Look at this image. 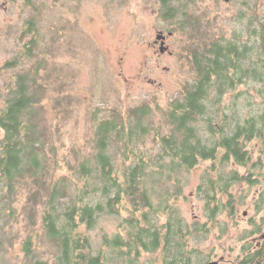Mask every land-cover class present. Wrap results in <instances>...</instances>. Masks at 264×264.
Returning a JSON list of instances; mask_svg holds the SVG:
<instances>
[{
    "label": "rangeland",
    "instance_id": "374dc122",
    "mask_svg": "<svg viewBox=\"0 0 264 264\" xmlns=\"http://www.w3.org/2000/svg\"><path fill=\"white\" fill-rule=\"evenodd\" d=\"M247 1L251 7L244 11V0H195L190 6V13L200 16L202 24L207 19L214 20L210 26L213 30L207 31L205 27V33L200 39L194 31L188 34L180 29L175 30L177 24H169L162 17L160 0H0V113L9 91L17 86L16 75L39 59L36 57L23 60L17 67L5 66L23 52V45L29 37L23 40L20 37L26 30L28 20L34 17L39 23V56L43 58V69L38 81L46 87L37 109L42 118L41 126L52 137L50 143L54 142L55 149L51 152L53 158L57 153L60 159L67 158L75 162L76 166L82 160L95 166L100 123L118 114L121 123L134 125L138 121L137 109H149V114L142 120L143 125L150 129L145 137L146 141L136 142L133 150H125V145L121 143L116 154L113 144L111 150L109 149L118 164V170L113 174L120 178L124 186V166L121 168L124 158L134 159L132 152L142 153L146 158L154 156L159 149V145L150 139L154 129L164 133L171 131V125L166 123L170 103L179 95L182 85L191 83L195 76L191 61L192 51L195 48H207L210 40H219L221 37L231 39L235 34L242 35L246 23V30L249 31L248 23L251 18L253 23L259 22L256 24L258 29H263L264 0ZM243 12L246 13L245 18L241 15ZM161 33L167 36L162 43V38H158ZM162 45L166 47L165 52L161 50ZM248 82L247 84L246 79L237 88L238 93L246 91L250 96L252 105L244 109L247 116L264 110L263 94L260 92L264 83L252 80ZM232 95L233 92H228L224 99L230 102ZM244 98L245 95L242 99ZM3 136L4 130L0 125V138ZM263 139L264 129L260 137L247 143L253 150L251 155L254 159L259 156V150L254 151V148L264 146ZM217 163L212 159L201 160L190 171H181L180 195L168 198L165 205H160V199L154 197L156 209L144 207L139 199L132 201L129 195L121 194L114 210L109 211L106 202H110L116 192L110 197L103 196L100 190L94 194L89 193L84 202L92 205L100 202L103 210L96 213L92 225L80 224L73 232L76 236L79 234L78 237L82 238L84 235L90 239L93 256H98L103 250V236L109 240L121 236L122 240L128 242L127 239L132 238L128 232L132 230L130 224L134 217L141 218L146 212L153 222L157 217L158 225H162L167 220L166 207L173 206L176 214L187 225L184 231L191 232L185 248L191 253V261L195 260V247L201 243L202 247L209 248L216 241L221 243L222 240L225 246L231 244L239 247L243 244L246 227L247 235L256 228L250 225V219L254 218L259 224L264 211L254 210L250 203L252 197L247 196V180L244 178L231 183L227 194L217 190L214 206L216 202H222L224 209L213 221L208 218L207 199L201 193V188L204 186L206 174L212 176V179L217 178L216 173L210 172ZM222 168L220 174L224 178L234 170H238L240 176H247L249 171L247 165H238L233 161ZM259 172L262 171H256ZM57 175H66L73 179L76 177L74 169L71 170L68 166ZM224 178L218 175L217 184L224 183ZM261 178L262 182L257 187L263 188V175ZM165 179L169 180L167 177ZM172 184L173 180L170 179L165 183V188ZM17 190L12 197L14 215L0 218L4 226L0 231V239L3 240L0 244V264H32V259L43 264H56L58 247L47 236L43 226L45 205L30 200L27 185H21ZM229 198L235 206L233 212L225 207ZM63 200L68 202V198ZM158 206L161 208L157 209ZM195 223L206 224L203 239H197V235L193 234ZM222 223L225 226V236L216 239L219 234L216 224L221 226ZM257 228L260 229V226L257 225ZM260 234L258 232L254 236ZM30 236L33 240L30 254L27 255L24 243ZM105 248L106 252L109 250L110 256L103 257L101 264H105L104 260L106 264H131L129 261H121V255L128 252V248L119 247L117 250L111 245ZM124 249L127 251L124 252ZM138 251L123 259L132 258L134 264H165L162 248L145 251L138 246Z\"/></svg>",
    "mask_w": 264,
    "mask_h": 264
},
{
    "label": "trees",
    "instance_id": "16d2710c",
    "mask_svg": "<svg viewBox=\"0 0 264 264\" xmlns=\"http://www.w3.org/2000/svg\"><path fill=\"white\" fill-rule=\"evenodd\" d=\"M248 2L244 0V11L251 7ZM160 3L162 17L169 24L176 23L175 30L180 29L188 34L194 31L200 39L205 33V27L207 31L213 30L210 26L214 20L207 19L205 23L202 18V24L200 16L190 13V6L195 0H160ZM241 15L246 17L245 12ZM257 23L259 22L253 23L251 18L248 23L249 31L246 30V23L242 35L235 34L231 39L221 37L219 40H210L207 48H195L192 51L195 76L191 83L182 85L179 95L170 103L166 123L171 125V131L164 133L154 129L150 139L159 145L154 156L146 158L142 153L132 152L134 159L124 158L121 166H124L123 186L120 178L113 174L118 170V164L109 149L113 144L116 154L121 143L125 145V150H133L136 142L144 143L150 129L143 125L142 120L149 114V109H137L138 121L134 125L121 123L118 114L100 123L95 166L85 160L76 166L75 162L67 158L60 159L57 153L53 158L51 152L55 149L54 142L50 143L52 137L41 126L42 118L37 109V104L46 92L45 85L38 81L43 69V58L39 56L41 34L37 19H29L26 30L20 37V40L29 37L23 45V52L5 65L6 68L17 67L23 60L39 58L34 65L16 75L17 86L9 91L0 113V125L4 130V136L0 138V218L14 215L12 197L18 187L27 185L30 200L45 205L43 226L47 236L58 247L56 264H101L99 257L92 258L84 254L86 239L73 232L80 224L92 225L96 213L103 210L100 202L95 205L85 203L87 194L100 190L103 196L110 197L116 192L109 203H116L121 194H127L133 198L132 201L139 199L144 207L156 209L154 197L160 199V205H165L168 198L180 195L182 186L179 185V173L190 171L201 160L217 161L216 167L212 166L210 172L222 179L224 176L220 173L226 163L233 161L246 166L251 155L247 152V143L260 137L264 129V110L247 116L244 109L252 105L250 96L246 91L237 92V88L246 79L247 84L251 80L264 83V23L262 30L258 29ZM228 92H233L230 102L224 99ZM260 92L264 101V88ZM244 95L246 98L243 100ZM67 166L74 169L75 179L57 175ZM239 173L238 170L230 172L225 176L224 183L220 182L222 184H217V178L205 175L201 193L207 199L208 218L211 221L224 209L220 203L214 206L217 190L227 194L226 189L232 182L244 179ZM165 177L173 180V184L166 188L165 183L169 180ZM66 198L68 202L63 200ZM165 214L167 220L162 225H158L157 217L153 222L146 212L141 218L134 217L135 241L131 243L133 245L129 250H135L136 254L139 252L138 246L145 251L162 248L165 264L181 263L186 257V240L191 232L184 231L187 225L176 214L173 206H167ZM193 226V234L198 239L201 230L199 223ZM203 226L206 227V224ZM2 229L4 226L0 221V231ZM32 240L33 237L30 236L24 243L27 255L30 254ZM123 258L122 263L129 261L134 264L132 258ZM31 262L43 264L35 259Z\"/></svg>",
    "mask_w": 264,
    "mask_h": 264
},
{
    "label": "flooded vegetation",
    "instance_id": "af4514ba",
    "mask_svg": "<svg viewBox=\"0 0 264 264\" xmlns=\"http://www.w3.org/2000/svg\"><path fill=\"white\" fill-rule=\"evenodd\" d=\"M164 39H167L166 35ZM160 42L161 43L163 42V38L162 40H160ZM165 50L163 52H165ZM263 143H264V139H263ZM256 150H259V153H258L259 156L256 159H254L253 156L250 155V159L247 161V168H249V171L247 172V176H244V178L245 179L247 178L246 179L247 180V196H249V198L252 197V199L250 200L251 201L250 203L253 206L254 210L264 211V187L263 188L257 187V185L262 182L261 176L263 175L264 177V146L260 145L258 146V148H254V151ZM247 152L251 154L253 153V150L247 147ZM257 170L259 171L261 170L262 172L256 173ZM254 187H256V189H254ZM226 190L229 193L230 187H228ZM230 197L232 198V196ZM116 204L117 203L112 204V203L107 202V207H108L107 210L109 211L114 210L113 208ZM217 204L219 203L216 202V205ZM220 204H222V202ZM225 207L228 208L227 210L230 209L229 212L235 211L234 210L235 206H234V203L231 202V199L229 200L228 204H225ZM222 210L219 211L218 214L222 212ZM245 214L247 217V212H245ZM165 223L166 222H164L163 224ZM203 225L204 224L202 225L199 224L200 229H201L200 235L198 236L199 239L204 238V232L206 231V229L204 228ZM250 225L256 228L251 230V233L247 235V227H246V230L244 231L245 236L243 239V244L240 245L239 247L231 246V244L228 246L227 245L225 246L222 240L220 241L221 243L216 241V243H213L209 248L202 247L203 243H201L200 246L195 247L196 256H195L194 262L191 261V257H190L191 253L186 252L185 253L186 257L180 264H264V214L262 215V221H260L259 224H257V222L254 221V218H251ZM257 225L260 226V229L257 228ZM130 226L132 227V230L128 232V235L129 236L132 235V238L127 239L128 242L122 240L121 236H116L114 239H110V240L106 236H103V250L101 251V254L98 256H93L90 239L82 235V238L86 239L85 241L86 250L84 251L85 252L84 254L92 258L99 257V259L101 260V263H103V260H102L103 257L106 258L110 256V254H108L110 253L108 252L109 250H107V252L105 251L106 249L105 246L111 245L112 247H115V249L117 248V250L119 247L129 249V247L133 245L131 243L135 241V238L132 232L134 233L136 232L135 225L132 223L130 224ZM216 226L218 227V232H219V234L216 235V239H221V237L225 236L224 223H222L221 226L216 224ZM220 229H221V233H220ZM258 232L261 234L259 236H254ZM126 251L124 249V252ZM134 251L135 250H128V252H126L125 254H122L121 257L123 256L125 258H129L128 256ZM119 253L121 254L122 252L120 251ZM104 263L106 264L105 260H104Z\"/></svg>",
    "mask_w": 264,
    "mask_h": 264
},
{
    "label": "water",
    "instance_id": "95a60500",
    "mask_svg": "<svg viewBox=\"0 0 264 264\" xmlns=\"http://www.w3.org/2000/svg\"><path fill=\"white\" fill-rule=\"evenodd\" d=\"M225 1H233V0H225ZM158 38H159V39H161V38H163V39H164V38H165V35L161 33V34L158 36ZM165 48H166V47H165L164 45H162V48H161V50H162V51H164V50H165Z\"/></svg>",
    "mask_w": 264,
    "mask_h": 264
}]
</instances>
